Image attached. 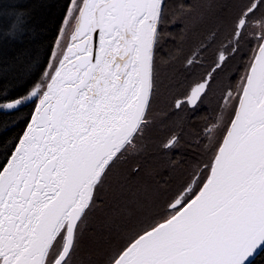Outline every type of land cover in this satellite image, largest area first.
<instances>
[{
	"label": "snow or ice",
	"instance_id": "6c2138e0",
	"mask_svg": "<svg viewBox=\"0 0 264 264\" xmlns=\"http://www.w3.org/2000/svg\"><path fill=\"white\" fill-rule=\"evenodd\" d=\"M166 7L165 0H69L43 74L26 95L0 105L36 101L0 163V264H70L109 172L148 125ZM262 7L264 0L242 11L229 54ZM257 23L203 180L194 175L167 214L137 231L110 264H264V18ZM227 61L221 51L213 72ZM213 79L210 72L195 82L176 107L196 105Z\"/></svg>",
	"mask_w": 264,
	"mask_h": 264
},
{
	"label": "flooded vegetation",
	"instance_id": "af4514ba",
	"mask_svg": "<svg viewBox=\"0 0 264 264\" xmlns=\"http://www.w3.org/2000/svg\"><path fill=\"white\" fill-rule=\"evenodd\" d=\"M165 19L161 39L155 51L156 90L148 110V125L119 162L127 165L130 179L149 178L160 182L165 176L181 185V191L199 183L200 172L210 161L216 144L222 139L232 106L225 100L235 91L244 74V66L255 47L253 32H259L257 21L264 18V7L252 17V24L238 52L229 54L232 30L242 11L260 0H165ZM228 56L226 65L213 72L220 52ZM194 59L189 65L188 60ZM214 79L207 95L196 105L184 100L190 87L208 73ZM176 138L177 143L168 145ZM152 179V181H154ZM195 188V185H193ZM180 191V192H181Z\"/></svg>",
	"mask_w": 264,
	"mask_h": 264
},
{
	"label": "trees",
	"instance_id": "16d2710c",
	"mask_svg": "<svg viewBox=\"0 0 264 264\" xmlns=\"http://www.w3.org/2000/svg\"><path fill=\"white\" fill-rule=\"evenodd\" d=\"M68 2L0 0V105L26 95L32 82L43 74L59 37ZM35 103L27 101L12 110L0 106V163L24 130ZM135 179L134 183L140 181ZM129 182L121 179L117 187L125 190ZM103 197L98 207L104 205ZM83 239L90 244L89 236L82 235ZM94 255L87 252L79 263L92 264Z\"/></svg>",
	"mask_w": 264,
	"mask_h": 264
},
{
	"label": "rangeland",
	"instance_id": "374dc122",
	"mask_svg": "<svg viewBox=\"0 0 264 264\" xmlns=\"http://www.w3.org/2000/svg\"><path fill=\"white\" fill-rule=\"evenodd\" d=\"M126 170L127 165L117 161L109 172L100 193L107 206L98 207V200L97 207L88 213L70 264H83L79 262L87 252L95 253L92 264H110L111 258L137 231L167 214L168 203L181 191L180 183L175 184L167 176L160 182L138 178L140 181L134 183L136 179H130ZM125 178L130 182L123 190L117 186ZM82 235L91 238L90 244L82 240Z\"/></svg>",
	"mask_w": 264,
	"mask_h": 264
},
{
	"label": "water",
	"instance_id": "95a60500",
	"mask_svg": "<svg viewBox=\"0 0 264 264\" xmlns=\"http://www.w3.org/2000/svg\"><path fill=\"white\" fill-rule=\"evenodd\" d=\"M34 101H35V99L33 98V99L29 100L28 102H34ZM19 106H20V105H19ZM19 106H17V108H18ZM7 109L12 110V109H16V108H12V109L7 108Z\"/></svg>",
	"mask_w": 264,
	"mask_h": 264
}]
</instances>
